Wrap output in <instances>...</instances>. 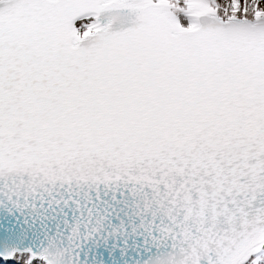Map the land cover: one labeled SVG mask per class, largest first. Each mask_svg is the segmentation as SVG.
Here are the masks:
<instances>
[{
    "label": "snow or ice",
    "instance_id": "1",
    "mask_svg": "<svg viewBox=\"0 0 264 264\" xmlns=\"http://www.w3.org/2000/svg\"><path fill=\"white\" fill-rule=\"evenodd\" d=\"M0 264H264V0H0Z\"/></svg>",
    "mask_w": 264,
    "mask_h": 264
}]
</instances>
